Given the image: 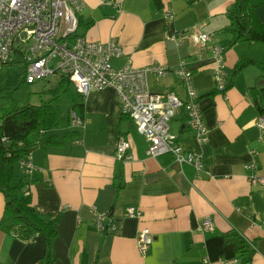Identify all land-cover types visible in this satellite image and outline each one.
<instances>
[{"label": "crops", "instance_id": "0c3cea01", "mask_svg": "<svg viewBox=\"0 0 264 264\" xmlns=\"http://www.w3.org/2000/svg\"><path fill=\"white\" fill-rule=\"evenodd\" d=\"M249 1L264 23V0ZM84 2L78 20L88 27L80 33L89 42L120 44L124 53L112 61L115 69L128 63L136 67L156 63L168 70L165 76L148 77L152 93L173 92L186 99L187 89L176 71L182 60L191 67L208 142L200 148L203 168L199 173L188 165L181 167L170 154L149 157L147 141L123 115L113 87L83 99L70 84L65 92L70 101L67 113L62 119L59 114L57 124L30 151L34 172L18 169L26 176L32 208L46 221L58 217L50 264H220L222 259L242 258V237L255 247L248 256L250 264H264V186H253L249 180L253 174L264 178V134L256 125L259 114L251 97L252 88L264 87L259 66L264 63V44L242 42L227 47L231 40L228 14L234 0H123L120 11L98 0ZM169 8L175 13L172 22L163 15ZM194 27L213 34L205 47L191 43L176 47L168 42L170 34ZM213 45L225 49L229 72L242 59L254 63L244 67L223 93L209 95L216 89ZM47 79L48 83L53 80L48 88L59 80L58 76ZM78 101L83 103L84 129L71 127V112ZM172 123L177 125L176 132L172 127L171 131L179 141L196 148L184 111ZM121 137L131 144L130 162L114 158ZM252 162L258 164L257 172L246 169ZM5 202L0 193V221ZM129 206L142 213L139 219L126 216ZM98 212L110 215L113 229L105 233L95 228ZM205 218L213 220L214 228L198 232ZM143 229L153 235L144 256L136 243ZM45 250L44 237L29 243L0 227V264H42Z\"/></svg>", "mask_w": 264, "mask_h": 264}, {"label": "built area", "instance_id": "2783aa9c", "mask_svg": "<svg viewBox=\"0 0 264 264\" xmlns=\"http://www.w3.org/2000/svg\"><path fill=\"white\" fill-rule=\"evenodd\" d=\"M102 6H110L121 10L123 0H98ZM85 7L84 0H0V65L19 62L23 65L28 83H35L53 76L69 79L77 94L83 99L92 93L101 92L113 87L121 101L122 113L132 120L138 133L147 141L146 155L158 158L170 154L174 162L181 167L188 165L195 172L203 168L201 146L208 142V128L203 122L199 95L192 86V69L181 61L177 75L187 89L186 99L175 93H152L148 87V77H160L168 74V70L159 64L136 67L128 63L121 69H115L112 61L123 55V49L115 40L107 42H89L86 37L79 36L74 41L68 39L78 29V15ZM164 18L172 22L175 13L172 9L163 11ZM193 31L170 34L168 41L176 47L193 44L198 48L205 47L213 39V34L200 32L197 27ZM215 67L214 79L216 90L223 92L230 79L226 69L221 45L210 48ZM185 113V126L193 132L196 148H188L180 141L178 135L172 133L171 122L181 112ZM71 127L84 129V118L75 111L71 112ZM256 125L264 134V117L258 116ZM130 142L121 137L114 153L116 161L130 162L133 156L129 153ZM258 164L252 162L246 169L258 171ZM26 173L32 174L35 169L29 152L19 162ZM250 183L264 186V178L258 174L250 175ZM30 191L27 189L26 195ZM126 216L140 218L142 213L133 206L125 210ZM95 228L104 232L114 228L112 218L107 212L95 213ZM214 228L211 218H205L197 226L198 232H209ZM37 239V238H35ZM252 250L251 240L245 237ZM137 248L143 256L153 243V235L149 229L141 230L136 238ZM220 264H240L239 259H222Z\"/></svg>", "mask_w": 264, "mask_h": 264}, {"label": "trees", "instance_id": "16d2710c", "mask_svg": "<svg viewBox=\"0 0 264 264\" xmlns=\"http://www.w3.org/2000/svg\"><path fill=\"white\" fill-rule=\"evenodd\" d=\"M228 16L230 25L227 32L231 36V40L227 47L242 42H261L264 44V23L258 19L256 7L249 0H234ZM83 24L85 23L79 19L78 29L68 36L69 40L74 41L77 37L83 36L80 29L88 27V25ZM252 63L254 62L249 59L240 60L230 72L231 79L225 90L230 88L233 78L244 67ZM259 66L264 73V63L259 64ZM58 79L57 84L41 94L49 95L50 99L44 101L40 96L41 100L38 104L13 98V92L17 91V88L7 90V92L0 91V193L4 194L6 200L0 227L8 233L14 234L20 240L29 243L34 242L35 238L39 236L44 237L46 250L42 264H50L52 261L51 247L57 236L58 217L46 221L32 208L31 197L26 195V187L28 186L24 180L26 176L21 171L18 172V169L19 162L27 157L31 149L38 145L41 137L58 122V110L54 103L59 99V95L67 92L70 87L69 79L63 76H58ZM31 84L33 83L26 81L25 72L22 70L18 88ZM218 92L223 93L215 89L209 95ZM251 97L259 116L264 117V87L252 88ZM82 107V101H78L74 104L73 111L80 115ZM14 180L18 181L17 185H14ZM107 229H105V233L108 231ZM240 253L242 255V258H239L240 264H250L251 259L249 260L248 256L253 253V250L242 239Z\"/></svg>", "mask_w": 264, "mask_h": 264}, {"label": "rangeland", "instance_id": "374dc122", "mask_svg": "<svg viewBox=\"0 0 264 264\" xmlns=\"http://www.w3.org/2000/svg\"><path fill=\"white\" fill-rule=\"evenodd\" d=\"M23 70V65L20 63L12 62L9 65H0V91L14 90L13 98L20 100H27L31 104L40 103L41 97L44 101H48L50 99L49 95H41L44 89H47L50 85L53 84V80L49 83L48 79L39 80L29 86H24L22 88H18L21 79V72ZM56 108L58 109V115H61L64 118L70 107L69 96L66 93H63L61 97L54 103ZM60 121H63L61 120ZM172 131L176 132L177 125H174L171 122ZM35 167V166H34ZM34 172V171H33ZM32 172V173H33Z\"/></svg>", "mask_w": 264, "mask_h": 264}]
</instances>
